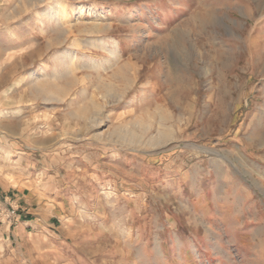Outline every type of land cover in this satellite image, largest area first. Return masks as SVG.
<instances>
[{"label":"rangeland","instance_id":"obj_1","mask_svg":"<svg viewBox=\"0 0 264 264\" xmlns=\"http://www.w3.org/2000/svg\"><path fill=\"white\" fill-rule=\"evenodd\" d=\"M0 264H264V0H0Z\"/></svg>","mask_w":264,"mask_h":264},{"label":"built area","instance_id":"obj_2","mask_svg":"<svg viewBox=\"0 0 264 264\" xmlns=\"http://www.w3.org/2000/svg\"><path fill=\"white\" fill-rule=\"evenodd\" d=\"M9 213H10L11 215H14V214H15V210L12 209L11 211H9ZM9 213H8V214H9Z\"/></svg>","mask_w":264,"mask_h":264},{"label":"crops","instance_id":"obj_3","mask_svg":"<svg viewBox=\"0 0 264 264\" xmlns=\"http://www.w3.org/2000/svg\"><path fill=\"white\" fill-rule=\"evenodd\" d=\"M24 219H26V220H29L30 218H29V216H25V218Z\"/></svg>","mask_w":264,"mask_h":264}]
</instances>
